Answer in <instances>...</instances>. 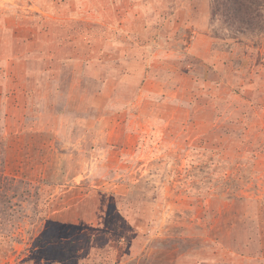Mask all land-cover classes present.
Instances as JSON below:
<instances>
[{
  "label": "rangeland",
  "instance_id": "374dc122",
  "mask_svg": "<svg viewBox=\"0 0 264 264\" xmlns=\"http://www.w3.org/2000/svg\"><path fill=\"white\" fill-rule=\"evenodd\" d=\"M211 2L0 0V264H264V29Z\"/></svg>",
  "mask_w": 264,
  "mask_h": 264
},
{
  "label": "trees",
  "instance_id": "16d2710c",
  "mask_svg": "<svg viewBox=\"0 0 264 264\" xmlns=\"http://www.w3.org/2000/svg\"><path fill=\"white\" fill-rule=\"evenodd\" d=\"M210 8L237 32L264 29V0H212Z\"/></svg>",
  "mask_w": 264,
  "mask_h": 264
}]
</instances>
